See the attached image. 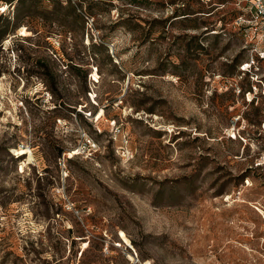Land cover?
Listing matches in <instances>:
<instances>
[{"label": "rangeland", "instance_id": "1", "mask_svg": "<svg viewBox=\"0 0 264 264\" xmlns=\"http://www.w3.org/2000/svg\"><path fill=\"white\" fill-rule=\"evenodd\" d=\"M240 1L0 0V264H264Z\"/></svg>", "mask_w": 264, "mask_h": 264}, {"label": "built area", "instance_id": "2", "mask_svg": "<svg viewBox=\"0 0 264 264\" xmlns=\"http://www.w3.org/2000/svg\"><path fill=\"white\" fill-rule=\"evenodd\" d=\"M234 26L242 33L245 45L251 51V64L259 69L264 62V0H244ZM244 71L247 69L242 68Z\"/></svg>", "mask_w": 264, "mask_h": 264}]
</instances>
